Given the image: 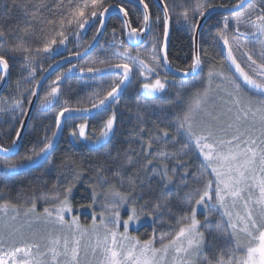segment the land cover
Segmentation results:
<instances>
[{
  "label": "snow or ice",
  "instance_id": "1",
  "mask_svg": "<svg viewBox=\"0 0 264 264\" xmlns=\"http://www.w3.org/2000/svg\"><path fill=\"white\" fill-rule=\"evenodd\" d=\"M135 4L138 16L123 3L69 0L68 14L59 13L58 29L36 48L28 42L34 36L33 22L43 16L41 9L52 15L54 10L42 3L31 11L25 4L21 11L28 19L23 28L14 29L9 25L12 9L5 5L0 18V84L7 83L17 61L22 74L9 95L0 97V126L9 124L15 132L14 139L9 135L10 145L0 144V153L12 152L22 138L33 98L40 99L44 73L53 67L45 68L44 63L68 51L70 43L77 49L69 51L65 62L71 66L43 89L46 95L37 105L43 112L59 109L53 114L55 131L49 136V128L41 126L43 138L22 160L0 159V176L8 180L16 169L38 160L50 164L54 140L72 118L66 114L95 112L101 123L95 142L111 143L117 108L129 89L137 97L134 132L141 150L129 148L115 156L109 152L106 162L97 166L94 182L86 185L90 203L79 206L91 210L90 223H81L73 214V190L85 172L74 161L64 165L71 179L54 185L51 196L44 195L42 210L37 208L40 197L0 202V264H264V0ZM57 6L64 8L63 0ZM113 16L119 26L112 28L104 58H89L79 67L72 63L73 57L89 55ZM214 16L220 19L206 34L204 22ZM173 21L192 42L186 68L174 67L169 60ZM89 28L95 34L85 46L80 40ZM118 32L132 48L124 46ZM205 35L204 42L215 49L212 55L200 47ZM76 71L81 83L95 88L89 107H71L68 99H61L63 82ZM170 74L181 80L178 88ZM173 88L174 97L169 94ZM165 99L170 104L156 103ZM144 112L155 116V132L144 127ZM88 127L85 119L68 134L89 140ZM106 172L112 173L111 180ZM145 223L152 229L147 239L130 233V226Z\"/></svg>",
  "mask_w": 264,
  "mask_h": 264
},
{
  "label": "trees",
  "instance_id": "2",
  "mask_svg": "<svg viewBox=\"0 0 264 264\" xmlns=\"http://www.w3.org/2000/svg\"><path fill=\"white\" fill-rule=\"evenodd\" d=\"M73 3H76L77 0H72ZM111 3H118V0H110ZM47 4L48 8L53 9L56 13L52 15L46 9H41L43 11V16L39 17L36 21L33 22V31L34 36L28 38V42L32 48L40 46V42L46 39L53 31L54 28L58 29V23L60 19L59 13L63 12L64 15L68 14L69 10V0H63L64 8H59L58 0H4V4H0V18L5 16V5L8 8H11V14L9 19V25L11 28H23L26 17L21 8L28 4L30 10L34 11L35 7H39L41 4ZM123 3L133 14L139 15L137 12V6L130 3L129 1H122ZM150 3L154 5L153 0H150ZM13 5H20V7H13ZM153 11H156L153 7ZM49 20H56L57 24L49 23ZM9 25H5L7 28ZM119 26V21L116 17L112 18L108 23L106 34L104 38H108L112 34L113 26ZM42 30V31H41ZM14 34H18L14 33ZM157 34L161 40L163 37L162 31L157 29ZM119 39L123 40V33H117ZM207 38L200 40V47L208 50L209 55H212L215 52V49L209 47L208 43L204 41ZM80 44L81 40H80ZM191 45L192 42L189 38V34L183 30L179 25L173 21L171 27L170 43L168 46L169 50V60L172 61L174 67L186 68L188 64L191 63L189 58L191 55ZM77 45L73 43L71 50L75 51ZM109 51L107 46L100 48L97 51V55L94 57L104 58L105 53ZM219 59V58H218ZM11 63V62H10ZM78 67L79 64H76ZM14 67H21L19 61L16 62ZM12 68V67H10ZM207 72V67H205V74ZM20 74L19 71H12L11 74ZM73 82L75 87V107H89L88 99L86 97V88L83 87L84 83L80 81V73L78 71L72 73ZM18 78V76H16ZM169 80H172L176 87L178 88L181 84V80L175 79L171 76L168 77ZM108 77H105L104 80H107ZM18 79L10 82L15 84ZM98 83H102L97 79ZM218 83V81H217ZM95 90L94 86L89 88V96ZM170 95L175 96V88L170 90ZM136 94L132 89H129L121 98L120 104L117 108V120L118 126L115 136L112 138L111 143H101L100 145H93V142L96 136L99 135V129L101 127L100 118L93 114L89 117H78L75 118V124L84 122L87 119L89 127L86 130L88 135L91 137L86 142L81 141V139L71 138L68 134L69 127L71 126L68 123L66 133L57 141V145L51 150V155L48 157V160L51 161L49 164L47 161H42L40 168H35L34 171L29 172L28 170L20 172L19 175H15L8 180L0 178V202L4 200L10 201L11 203H25L30 199L40 197L38 200L37 208L38 211L42 210L43 207V197L45 194L51 196L53 194V186H63L71 179V172L64 166L66 163L74 161L82 164L85 169L84 175L81 177V180L76 184V187L73 190V205L75 209L80 208V204L90 203V190L86 189V185L95 180V172L98 165L106 162L110 152L113 156L119 152L121 155L128 150L129 148L134 149L136 152H140L141 144L139 138L136 136L134 129L137 124V106H136ZM157 104L168 105L170 101L165 99L164 101H156ZM145 125L144 127L149 130V132H155L154 127L155 116L151 115L148 112H144ZM53 122H46L43 127L49 128L48 135L51 136L52 131L55 130L52 127ZM41 127H36L35 131L29 132L26 131V136L23 141L22 149L18 153V158H14L18 161L22 160L26 155H31V149L34 145L38 144L43 138V131L40 130ZM144 139L147 140L148 136H144ZM11 140L2 139L0 144L10 145ZM38 150V149H37ZM198 163V162H197ZM26 172V173H25ZM106 177L110 180L112 179V173H104ZM99 211V210H98ZM86 217V216H85ZM132 235L139 236L140 239H147L152 234V229L148 224L139 226L138 230L130 231Z\"/></svg>",
  "mask_w": 264,
  "mask_h": 264
},
{
  "label": "flooded vegetation",
  "instance_id": "3",
  "mask_svg": "<svg viewBox=\"0 0 264 264\" xmlns=\"http://www.w3.org/2000/svg\"><path fill=\"white\" fill-rule=\"evenodd\" d=\"M117 1V0H116ZM122 1L124 0H118V3H121ZM154 2V1H153ZM224 2H227V0H224ZM113 4H116L115 2ZM155 4V3H154ZM115 16H113L112 18H114ZM220 17L219 16H214L213 18L207 20L204 22V31L205 33L207 34L208 32V29L210 27H212L213 25L216 24L217 20H219ZM215 29L213 28V31ZM95 34V29L94 28H89L88 31L86 32V34L83 35V38L81 39V43L82 45H85L87 46L89 43H92V37L93 35ZM105 34H106V30H105V33L103 35V37L101 38L100 40V43L98 44L97 48L92 52V54H90L91 57H94V55H97V51L102 48V47H105V45L107 46V49H109V45L107 43L108 40L111 39V36H109L108 38H104L105 37ZM170 35H171V29H170ZM124 34H123V41H124ZM204 38H208L207 35H205ZM163 39V37H162ZM170 39V37H169ZM73 45V43H70L68 45V51H65V53L63 54H60L59 56L57 57H54V59H50V60H47L45 63H44V67L47 68L48 64H52L53 67L51 69L48 70L52 71V73L48 76V78L45 80L44 84H43V89H47L49 85H51V82L56 78V76L60 75L61 73H66L67 72V69L71 66L70 64L66 63L65 65L63 64V62H65L66 58L68 57L69 55V51H71V46ZM124 46L126 48L127 45L124 41ZM133 51H135V49H133ZM89 57V56H88ZM84 60V59H83ZM82 61H79V62H76L74 64H81ZM81 66V65H80ZM10 78H8L7 80V83L3 86V88L1 89L2 91L0 92V97H4V96H8L9 93L12 91V88L13 86L16 84H11L10 85V82L11 81H14L15 79H18L20 80L21 79V74H22V70H21V67H12L10 68ZM12 71H19L20 74L16 75V74H11ZM47 73V72H46ZM44 73V75L46 74ZM23 75H27V72H24ZM18 76V78L16 77ZM69 78L66 79L63 84H62V90L64 91L65 95L63 97H61V99H68L69 100V106L71 107H75V87H74V82H73V76H72V73H69L68 74ZM37 79H40V71L38 69L37 71ZM99 79V78H98ZM24 87H28V85H24ZM83 87L86 88V97L87 99L89 98V84H83ZM69 88L71 89V91H69ZM40 90L39 91V97L40 99H36L35 101V104H34V108H33V112L31 114V119H29V123L24 131V135L23 137L21 138V141L19 142V148L17 149V152L14 156V158H18V153L19 151L22 149V146H23V141H24V138L26 136V131L28 130L29 132H32L34 130V128L36 127H41L43 126L46 122H53V114L58 111L59 109L58 108H52L46 112H43L41 111L37 105H39L40 103V100H42L43 96L46 95V91L45 90ZM75 118L72 117L71 119H68V121H70L68 123V125L70 124L71 126L69 127V130H71V127L75 124ZM67 125V127H68ZM15 127L19 128V125H15ZM12 129V126L9 125V124H4L2 126H0V140L2 139H8V140H11L9 139V135H11L12 139L15 138V132L11 130ZM55 131V130H54ZM67 131V128H65L64 130H62V132L60 133L58 140H60V136L62 137ZM49 132V131H48ZM73 139V137H71ZM58 143L56 142V144L54 145V147L57 145ZM53 147V148H54ZM1 157V156H0ZM2 159H6L7 161L9 162H13V159L14 158H6V157H1ZM18 161V159L14 162ZM42 163V160H38L36 161V163L34 164H26L25 166L23 167H20L18 169H16V176L20 174V172L22 173L23 171H26L28 170L29 172H32L34 171V169L36 168H40V164ZM0 172H2V169H0ZM26 173V172H25ZM0 178L3 179L2 176H0ZM79 215L80 213V209H75L74 208V213L73 214H77Z\"/></svg>",
  "mask_w": 264,
  "mask_h": 264
},
{
  "label": "water",
  "instance_id": "4",
  "mask_svg": "<svg viewBox=\"0 0 264 264\" xmlns=\"http://www.w3.org/2000/svg\"><path fill=\"white\" fill-rule=\"evenodd\" d=\"M124 1H126V2L129 1L130 3H132V4H134V5L136 6V4H135V0H124ZM153 1H154V3H155V0H153ZM104 33H105V31H104ZM103 35H104V34H103ZM103 35L100 36V37L98 38V43H95V46H94V47L92 48V50L90 51L89 55L92 54V52L97 48V46H98V44L100 43V40H101V38L103 37ZM169 37H170V34H169ZM124 41H125V43H126V45H127L128 48H132V47H133L132 44H130V43L127 41V37H126V35L124 36ZM169 43H170V39L168 40V46H169ZM63 53H65V51L61 50V54H63ZM89 55H88V56H89ZM57 56H59V55H55L54 57H57ZM85 58H87V56H85L84 59H85ZM82 60H83V59H78V58L73 57L72 63H76V62H79V61H82ZM63 64L65 65L66 62H63ZM52 71H53V70L47 72V73L44 75V76L46 77V79H47L48 76L52 73ZM169 76H171V77H173V78H175V79H179L178 77L173 76V75H171V74H170ZM46 79H45V80H46ZM179 80H180V79H179ZM44 82H45V81H44ZM44 82H43V84H44ZM4 85H5V84H0V92L2 91L1 89L3 88ZM35 101H36V98H33V106H32V109H31V111H30V113H29L30 116H31V114H32V112H33L32 110H33V108H34ZM93 114H96V113L93 112V113H91V114H84L83 116H81V115H79V114H66V115H70V116H72V117H74V118H78V117H83V118H85V117H89V116H91V115H93ZM28 123H29V119H26V121H25V125H24V129L22 130V137H23V135H24V131H25V129H26ZM59 135H60V133L56 136V138H55V140H54V145L56 144ZM20 141H21V139L19 140V142H20ZM19 142H18V145L14 148V150H13L12 152H10V153H8V154L0 153V156H1V157L4 156V157H6V158H14V156H15V154H16V152H17V149L19 148Z\"/></svg>",
  "mask_w": 264,
  "mask_h": 264
},
{
  "label": "rangeland",
  "instance_id": "5",
  "mask_svg": "<svg viewBox=\"0 0 264 264\" xmlns=\"http://www.w3.org/2000/svg\"><path fill=\"white\" fill-rule=\"evenodd\" d=\"M72 51V50H71ZM89 58H93V57H91L90 55H89V57L87 56V58H85L84 60H83V62L80 64V65H83L84 63H85V60H87V59H89ZM101 58V57H100ZM81 141H83V142H86L85 140H83V139H81ZM93 142V145H100L101 143H103V142H101V143H96L95 142V140L94 141H92ZM0 159H2L1 157H0ZM97 211L98 210H100L99 209V207H97V209H96ZM90 213H91V210L90 209H81L80 210V213H79V216H80V220H81V223H90L91 222V216H90ZM78 214V213H77ZM121 215L124 217V218H126V215H125V212H124V210H122L121 211ZM86 216V217H85ZM200 219H203V216H200L199 217ZM145 224H147V223H145ZM144 225V224H143ZM139 226L140 225H132V226H130V228H129V231H132V230H138V228H139ZM121 231H123V228H121L120 229Z\"/></svg>",
  "mask_w": 264,
  "mask_h": 264
}]
</instances>
